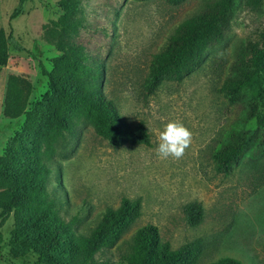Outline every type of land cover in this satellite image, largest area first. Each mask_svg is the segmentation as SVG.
<instances>
[{
  "label": "rangeland",
  "instance_id": "rangeland-1",
  "mask_svg": "<svg viewBox=\"0 0 264 264\" xmlns=\"http://www.w3.org/2000/svg\"><path fill=\"white\" fill-rule=\"evenodd\" d=\"M62 0H28L24 13L9 20L18 0H0V30L12 31L24 50L12 48L7 65L0 68V156L19 132L24 116L3 115L7 77L30 81L27 109L48 90L40 65L51 69L58 55L44 38V28L62 14ZM208 0H80L79 28L73 40L81 44L90 62L104 66L103 91L120 115L131 124L144 121L150 146L113 147L79 125L76 137H66L51 162L47 190L66 222L88 235L105 207H117L122 198L140 199L141 216L118 244L96 255L97 261L123 264L133 232L152 224L172 249L199 241L203 254L198 264L231 257L240 264H264V157H246L230 176L216 174L210 154L221 135L245 123L243 103H229L218 93L237 55L257 42L264 28V0L257 10L236 0L231 27L224 41L209 49L200 66L180 82H163L144 100L141 84L152 55L166 47L174 28L197 13ZM171 120L182 122L192 133L182 158L157 155L159 132ZM197 201L203 220L187 225L183 209ZM15 223L10 216L0 224V264H35L36 256L13 253L9 243Z\"/></svg>",
  "mask_w": 264,
  "mask_h": 264
},
{
  "label": "trees",
  "instance_id": "trees-1",
  "mask_svg": "<svg viewBox=\"0 0 264 264\" xmlns=\"http://www.w3.org/2000/svg\"><path fill=\"white\" fill-rule=\"evenodd\" d=\"M28 0H18L9 20L24 13ZM176 5L181 0H163ZM80 0H62V14L44 28V40L54 46L43 97L27 109L32 85L11 74L7 77L3 115L8 119L24 116L19 132L0 156V224L12 216L15 227L10 234L13 253L36 256L35 264H110L97 261L96 255L115 247L141 216L140 199L122 198L117 207H105L100 221L88 235L74 229L75 220L66 222L47 190L49 163L66 137H76L79 125L89 126L95 135L113 147L150 146L151 136L144 121L129 123L120 115L113 100L103 91L104 66L90 62L84 47L73 40L80 25ZM236 0H208L200 10L180 22L168 36L166 47L149 62L141 84L144 100L153 96L163 82H180L203 62L209 49L221 44L231 27ZM257 10L261 0H246ZM20 47L10 30H0V68L7 65L10 52ZM229 103H243L245 123L253 127L231 128L216 140L210 159L216 174L230 176L246 157H264V28L257 42L237 55L230 74L217 89ZM187 225L203 220L201 203L185 205ZM2 241L0 236V242ZM203 254L199 241L177 249L163 241L152 224L137 228L128 243L123 264H198ZM209 264H240L224 257Z\"/></svg>",
  "mask_w": 264,
  "mask_h": 264
},
{
  "label": "clouds",
  "instance_id": "clouds-1",
  "mask_svg": "<svg viewBox=\"0 0 264 264\" xmlns=\"http://www.w3.org/2000/svg\"><path fill=\"white\" fill-rule=\"evenodd\" d=\"M157 155L163 159H180L191 144L192 133L182 122L171 120L159 132Z\"/></svg>",
  "mask_w": 264,
  "mask_h": 264
}]
</instances>
